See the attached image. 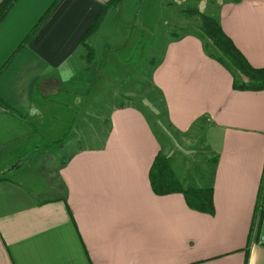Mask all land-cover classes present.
Here are the masks:
<instances>
[{"label":"crops","instance_id":"1","mask_svg":"<svg viewBox=\"0 0 264 264\" xmlns=\"http://www.w3.org/2000/svg\"><path fill=\"white\" fill-rule=\"evenodd\" d=\"M110 1L18 0L0 24V264H264L255 242L264 91H235L194 33L162 45L150 81L168 127L198 133L217 156L202 181L213 189V215L190 209L180 193L153 192L151 167L166 154L152 119L127 94L98 90L89 105L81 98L86 118L70 141L61 140L63 125L47 128L54 112L79 105L87 72L100 79V56L119 48L123 18L137 15V0H123L88 37ZM209 15L252 67L264 68V0H214ZM84 41L94 48L89 60ZM43 137L63 141V157L36 148V165L16 163ZM172 170L186 184L174 162Z\"/></svg>","mask_w":264,"mask_h":264},{"label":"rangeland","instance_id":"2","mask_svg":"<svg viewBox=\"0 0 264 264\" xmlns=\"http://www.w3.org/2000/svg\"><path fill=\"white\" fill-rule=\"evenodd\" d=\"M183 1L185 0H181V3H178V0L167 1L178 14L176 19L177 21L179 19L180 24L177 23L176 25H180L179 27L172 25L171 20L173 18L164 8L165 0L135 1V5L138 6L137 15L123 18V21L127 22L128 25L122 28L117 36V43L122 44L119 45V48L116 46L106 48V52L100 56L101 61H103L101 74H99L100 79L98 81L96 79L94 84L93 70L87 72L89 73L87 79L90 81L91 86L85 90L83 97L79 96V105L71 107V111L59 110L54 112L56 119L50 120L51 125L48 124L47 128H51L50 131H52L54 130L53 127L63 125L65 133L60 135L62 136L61 140L65 141L67 135L68 139L66 141H70L76 127L86 118L89 101L98 98V90L103 89L104 96V92L127 94V98L129 97V99L142 106L146 114L152 119L158 130L157 133L162 142L163 152L167 157H171L179 171H183L186 176L184 187L193 185L201 189L203 178H207L210 172V167L206 163L213 160L214 156L207 151L198 133L190 132L189 135H179L168 127L164 117L163 102L150 81V73L160 56L162 45L169 38H172V34L180 36L186 33H198L203 25L202 15L210 16L209 12L214 8V0ZM185 9L196 11L188 15L185 13ZM165 21L168 25L165 24ZM81 98L86 99L88 105L85 104L86 106H84ZM121 98L122 100L127 99L123 96ZM83 108L84 113H82ZM75 109L76 112L73 113ZM63 141L52 144L49 142V138L46 139L45 137L39 141L33 140L37 143H31L30 148H26L21 153V161L18 160L16 163L26 165L30 163L27 169L36 165L39 161L37 157L35 158L37 155L36 148L42 150L41 153H50V157L62 156L60 150L66 147ZM24 144H26V141H24ZM63 161L64 159H62ZM41 163L43 162L41 161ZM193 172L198 175L193 176L191 174Z\"/></svg>","mask_w":264,"mask_h":264},{"label":"trees","instance_id":"3","mask_svg":"<svg viewBox=\"0 0 264 264\" xmlns=\"http://www.w3.org/2000/svg\"><path fill=\"white\" fill-rule=\"evenodd\" d=\"M17 1L18 0H4L0 3V24L9 14ZM234 1L237 2L239 0ZM122 2L123 0H111L110 3L104 7L102 14L89 31L88 37L97 29L99 22L103 19L106 12L119 6ZM195 11L196 10L194 9H185V13L188 15ZM202 16L203 25L200 31L194 35H196V37L203 43L204 50L208 57L222 66L232 76L233 89L242 92L264 91V68L252 67L242 52L235 46L231 38L223 31L218 21L211 16ZM171 37L178 39L173 34ZM82 47L87 52L86 58L88 60L91 59L95 53L94 48L87 41L82 43ZM207 151L211 152L208 148ZM213 156V160H209L206 163L210 167V172L217 164V156ZM172 162L171 157H167L162 153L156 157L149 174L153 192L159 196L180 193L184 196L190 209L213 215V189H200L193 185L184 187L183 183L178 180L175 172L172 170ZM204 179L205 178H203V180ZM0 181H4V179H0ZM255 219L256 224L257 222L259 223L255 234V242H259L264 246V239L262 242L259 240V234L262 229L261 227L264 223V182L260 188L256 203Z\"/></svg>","mask_w":264,"mask_h":264},{"label":"built area","instance_id":"4","mask_svg":"<svg viewBox=\"0 0 264 264\" xmlns=\"http://www.w3.org/2000/svg\"><path fill=\"white\" fill-rule=\"evenodd\" d=\"M185 1H187V0H185ZM185 1H183V2H185ZM178 3H181V0H178ZM258 225H259V223L257 222L255 232H257ZM261 228H262V229H261V232H260V234H259V240H260V242H262L263 239H264V223H263V226H262ZM255 234H256V233H255Z\"/></svg>","mask_w":264,"mask_h":264}]
</instances>
